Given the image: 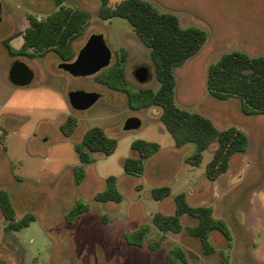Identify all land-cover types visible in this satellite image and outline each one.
Segmentation results:
<instances>
[{"label": "rangeland", "instance_id": "374dc122", "mask_svg": "<svg viewBox=\"0 0 264 264\" xmlns=\"http://www.w3.org/2000/svg\"><path fill=\"white\" fill-rule=\"evenodd\" d=\"M3 20L0 23V135L7 131L5 144L0 145V187L10 191L19 217L28 212L36 215L30 226L20 231H6L5 218L0 210V264H168L171 255L176 264H184L174 254L182 249L188 264H264V131L246 127L249 146L236 153L229 170L216 180L206 175L217 143L204 151L201 165L186 162L197 145L188 143L177 147L174 138L161 120L158 105L140 107L130 99L142 89L157 91L160 82L151 48L140 39L132 24L123 17L103 19L99 15L101 0H65V4L91 12L81 35L73 41L75 55L94 33H103L112 49V66L123 61L127 84L111 88L98 81L96 75L75 77L59 68L62 58L49 51L44 55L31 50L21 51V37L10 39L11 50L5 44L15 30L30 26L28 15L45 18L57 9L52 0H0ZM123 0H109L116 6ZM162 11L177 14L183 26L204 28L207 40L198 53L175 69V101L192 111L213 117L212 113L238 111L228 122L240 124L247 117L239 97L219 99L208 89V71L223 54L238 50L252 55H264V0H149ZM17 59L29 63L36 76L32 84L17 86L9 79V70ZM147 64L152 78L140 82L134 70ZM109 66V67H110ZM108 68V67H107ZM101 77V75H100ZM75 88L94 90L102 94L91 108L76 110L68 92ZM36 93L38 102L52 103L56 95L63 97L67 115L56 120L31 116L22 109L5 107L12 93ZM138 116L142 125L125 130L128 117ZM76 119L71 135H66L63 123ZM99 125L118 139L112 154L93 152L87 173L77 183L74 167L80 163L75 144L85 132ZM137 139L158 142V152L145 160L144 172L130 175L125 160L139 153L132 148ZM71 161V163H68ZM115 175L124 194L121 202L98 201L95 195L107 186V178ZM169 185L172 193L163 200L152 196V189ZM193 189V190H192ZM192 190V205H211L218 218L225 220L231 239L214 231L211 241L215 250L206 253L201 240L186 228L164 235L152 224L157 211L173 213L175 195ZM79 203L89 204V210L73 222L68 211ZM185 227L198 219L184 214ZM144 223L152 227L144 245H138L132 233Z\"/></svg>", "mask_w": 264, "mask_h": 264}, {"label": "trees", "instance_id": "16d2710c", "mask_svg": "<svg viewBox=\"0 0 264 264\" xmlns=\"http://www.w3.org/2000/svg\"><path fill=\"white\" fill-rule=\"evenodd\" d=\"M53 1L57 9L45 18L29 14L30 26L25 30L15 32V35L24 36L21 51L31 50L32 53L39 55L55 51L63 60H70L75 55L73 41L85 30L91 12L87 9L66 5L65 0ZM99 15L103 19L116 16L126 18L142 42L151 48L160 87L157 91L142 89L133 92L129 95L131 101L138 102L140 107L149 105L161 107V120L174 138L175 145L177 147H183L188 143L197 145L196 151L185 159L194 166L201 165L204 151L216 142L217 147L207 164L206 175L209 179L216 180L226 173L233 156L245 151L249 146L248 134L237 126L221 129L210 117L183 108L175 101L177 84L175 69L200 51L207 40V31L198 26H183L177 14L162 11L149 0H123L114 7L109 5V0H101ZM9 41L10 38L5 39L4 42L11 50ZM125 58L126 52L123 53L121 60H117L112 66L101 71V77L98 74V81L116 89V84L125 86L127 84L123 63ZM207 82L209 92L213 96L223 100L239 97L245 113L264 114L263 54L252 55L238 50L227 52L210 65ZM75 126L74 117H69L62 125L66 135H71ZM6 134L7 131L4 130V133L0 135V145L5 144ZM117 145L118 139L108 135L102 126L90 127L82 140L75 144L80 158V163L74 167L77 183L84 180L87 164L94 159L93 152H103L109 155L115 152ZM160 147L161 145L155 141L135 140L132 148L139 155L130 156L125 160L126 173L142 174L145 169V160L158 152ZM171 193L172 188L169 185L152 189V196L157 200H163ZM95 199L103 202H121L124 199L117 176L111 175L107 178L106 188L98 191ZM174 199L175 211L173 213L157 211L153 214L152 224L163 233V236L154 243L148 242L150 247H159L165 234L181 232L185 228L201 240L206 253L215 250L210 240V233L213 230H218L228 240L231 239L225 220L216 217L211 205H192L188 201L186 192L178 193ZM0 210L5 218L4 229L8 232L20 231L36 220V215L32 212L19 217L10 191L3 187H0ZM88 210L89 204L79 203L68 211L67 219L73 222L79 214ZM184 214L197 218L198 222L185 227L181 218ZM152 224L144 223L132 233L138 245L146 243V237ZM174 254L180 257L184 264H188L182 249H175ZM168 264H176L171 255L168 256Z\"/></svg>", "mask_w": 264, "mask_h": 264}, {"label": "water", "instance_id": "95a60500", "mask_svg": "<svg viewBox=\"0 0 264 264\" xmlns=\"http://www.w3.org/2000/svg\"><path fill=\"white\" fill-rule=\"evenodd\" d=\"M3 20V6L0 1V23ZM112 60V49L108 45L103 33L92 34L86 44L72 61H64L59 68L70 72L74 76H90L108 67ZM138 79L146 81L149 77V69L141 67L136 71ZM36 76L35 70L29 63L17 59L9 70L10 81L17 86H28L33 83ZM102 96L97 91L84 89L71 90L69 99L71 105L78 110H86L92 107ZM142 125V119L138 116L128 117L124 123L125 130L138 129Z\"/></svg>", "mask_w": 264, "mask_h": 264}, {"label": "clouds", "instance_id": "9594fccd", "mask_svg": "<svg viewBox=\"0 0 264 264\" xmlns=\"http://www.w3.org/2000/svg\"><path fill=\"white\" fill-rule=\"evenodd\" d=\"M5 107L9 109H22L25 114L31 116L38 114L41 119L56 120L61 115L68 114V108L63 97L56 95V99L52 103L38 102L36 93H12L11 97L5 103ZM68 163H71L69 161Z\"/></svg>", "mask_w": 264, "mask_h": 264}, {"label": "crops", "instance_id": "0c3cea01", "mask_svg": "<svg viewBox=\"0 0 264 264\" xmlns=\"http://www.w3.org/2000/svg\"><path fill=\"white\" fill-rule=\"evenodd\" d=\"M53 1V0H52ZM17 31H20V30H15L13 32V34L10 36V39L13 40L14 38L16 37H21L22 38V42L20 44V46L22 47L23 46V43H24V36L23 35H15V32ZM230 99V98H229ZM241 107H242V104H241ZM229 110H226L227 112H218V113H212L213 117H211V119L214 121V123L221 129H225V128H228V127H231V126H237L239 127L240 129H242L243 131H245V128L248 127V128H251V131H253V126H258L255 130L257 131V134L261 135V133L264 131V114L263 113H255V114H247L244 112L243 110V107L241 108L242 112L247 115V117H251L255 120H248L250 118H244V120H241L239 121L240 124H236V123H231V122H228V117H231L232 115H236L237 116V113L238 111H235V110H231V108H228ZM208 117H210L209 115H207ZM233 117V116H232ZM246 132V131H245ZM229 170V169H228ZM219 178V177H218ZM193 190V189H192ZM192 190H190L188 193H187V197H188V201L190 202V196L192 197ZM215 210V209H214ZM175 211V209H174ZM183 216V215H182ZM198 222V221H197ZM196 224V223H194ZM214 231H218V230H213L211 233H210V240H211V235ZM220 232V231H219ZM212 242V241H211ZM213 243V242H212Z\"/></svg>", "mask_w": 264, "mask_h": 264}, {"label": "flooded vegetation", "instance_id": "af4514ba", "mask_svg": "<svg viewBox=\"0 0 264 264\" xmlns=\"http://www.w3.org/2000/svg\"><path fill=\"white\" fill-rule=\"evenodd\" d=\"M77 55L78 54H76V55H74V57L72 58V59H70V60H63L62 59V62H64V61H72V60H74L76 57H77ZM112 56H113V53H112ZM16 61V60H15ZM111 62H112V60H111ZM61 63V62H60ZM59 63V64H60ZM111 65V64H110ZM109 65V66H110ZM156 65V64H155ZM108 66V67H109ZM141 67H147L148 69H149V77H148V79L146 80V81H141L140 79H138V77H137V75H136V71L139 69V68H141ZM107 67H105V68H103L101 71H103L104 69H106ZM65 71V70H64ZM101 71H99V72H97L96 74H98V73H100ZM67 73H69V74H71L70 72H68V71H66ZM96 74H94V75H96ZM72 75V74H71ZM134 75L136 76V78L140 81V82H142V83H146V82H148V81H150L151 80V78H152V72H151V69H150V67L147 65V64H141V65H139V66H137L136 68H135V70H134ZM74 76V75H73ZM90 76H92V75H90ZM75 77H78V78H83V77H87V76H75ZM158 78V77H157ZM79 89H81V88H75V89H72V90H79ZM71 91V90H70ZM69 91V92H70ZM87 91H94V90H87ZM69 92H68V97H69ZM102 97V96H101ZM101 97L99 98V99H101ZM70 100V99H69ZM98 102V101H97ZM71 103V102H70ZM91 108V107H90ZM74 109H76V108H74ZM76 110H78V109H76Z\"/></svg>", "mask_w": 264, "mask_h": 264}]
</instances>
